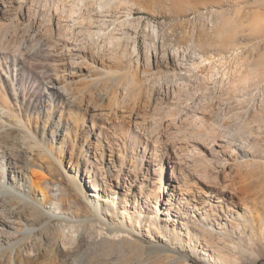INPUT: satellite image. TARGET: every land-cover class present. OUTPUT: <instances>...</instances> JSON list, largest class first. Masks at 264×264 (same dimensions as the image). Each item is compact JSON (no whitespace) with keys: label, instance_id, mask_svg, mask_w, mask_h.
Segmentation results:
<instances>
[{"label":"bare ground","instance_id":"bare-ground-1","mask_svg":"<svg viewBox=\"0 0 264 264\" xmlns=\"http://www.w3.org/2000/svg\"><path fill=\"white\" fill-rule=\"evenodd\" d=\"M85 1L87 0H75L69 8L62 3L63 9L61 8L60 14H69V19L66 17L68 15L62 17L67 18V21L77 22L78 19L74 16L77 12L80 13L81 9L77 11L76 7L86 5ZM92 1L88 0L90 4L95 5L96 11L87 14L86 17L84 14L78 15L83 20L79 19L77 23L81 21L80 24L85 22L87 25L83 27V24V26L78 24L82 27L76 31L75 28L70 27L71 23L64 24L60 14H49V12H47L48 16L44 14V18L40 20L44 21L38 20L43 26L46 25L45 29L41 30L36 26L38 22L33 17L29 0H0V264H112L114 259L126 260L128 252L123 244L135 241L132 237L135 226H131L128 222H140L142 209L135 207L131 212L129 207L124 205L123 209L119 210L111 176L119 180L122 167L118 171L111 169L110 158L106 163L109 171L107 174L106 170L99 169L96 163L89 161V158L84 157L82 160L81 157H76L73 152L75 146H79V155L84 156L85 149L88 152L91 148V138L95 136L94 159L103 158V150L98 147L103 143V124H96L97 116L109 119L117 113L116 109L119 107L117 105L130 103L129 106L125 104L130 109L129 116L136 117L140 112L134 109L140 102L144 104L141 97L143 92L146 97V91L147 93L149 91L150 100L160 99L162 104L165 102L168 107L174 106L175 101L172 100L176 99L177 91L175 80L183 78L182 71L191 72L195 68L197 58L200 59L198 66L201 63L204 65L212 63L211 59L209 61L210 57L196 50L192 52L195 54L192 58L191 56L186 58L183 54L181 55L183 59L179 61V50L175 47L168 48L164 38L162 45L157 46L156 38L159 37V33L154 28L151 34H147L152 41L145 40V60L140 62L138 59V68L140 64L144 65L141 70L142 75L134 74L129 66L127 68L129 63L126 64L125 59L129 56L132 58L138 52L136 39L125 30V22L117 17L109 18L106 12L107 7L113 3L126 4L129 1ZM57 9V12H60V8ZM115 23L122 28L113 26ZM40 24L38 26H41ZM87 36L91 40L90 45H93L91 47H88L89 44L86 45V40L89 39ZM130 39L134 41V46L129 55L127 47L130 46H128ZM33 40L35 44L31 43ZM40 43L42 45H39ZM94 43H97L95 44L97 46ZM37 51H43L47 56L45 58L47 68L43 69L42 76L37 74L41 78L36 76L42 90L21 89L25 77L30 79L34 76V69L26 66V63ZM160 53H163L161 58ZM238 56L237 49L232 59L236 60ZM223 58L224 56H221L220 59ZM188 59H193L189 65L186 62ZM153 66L164 67L166 78L156 77ZM248 74L250 73L245 74V70L242 69L234 70V81L241 82L242 90L247 88ZM169 86L172 87L174 96L169 95V90H165L164 94L163 89ZM256 97L252 95L244 98L247 105L242 110L243 115L237 112L230 116L235 125L233 129L227 128L229 130L225 135L222 133V136L214 135L213 142L220 147L219 153H212L211 157L196 158V162L202 165L201 168L206 170L213 167V170L219 172L221 170L219 167L225 166L231 155L235 157V162L247 166L260 162L255 155L254 147L264 140V128L258 125L260 120L264 121V91L260 96L262 108L253 112L249 104ZM239 101L242 103V99ZM172 111L170 112L169 109L167 114L173 115ZM86 113L92 117V124L86 127L84 138L81 139L78 130L85 124ZM137 120L138 118L135 119L134 129L141 127L142 123ZM156 134L149 136L155 143L161 138L159 133ZM66 162L68 166L65 167ZM154 164L157 165L160 182L154 189L156 215L152 216V219L158 221L159 213L164 212L159 206L163 193H166L163 203L165 209H168L165 213L169 214V217L175 204L185 206L188 201L195 212L199 211L197 215L200 222H203L200 231L204 236V240L190 236L188 244L208 251L212 250L208 260L215 259L222 263L226 255L219 243L225 238L224 232L228 233L223 231L227 222L220 220L216 222L217 226L215 223L210 224L208 215L211 209L206 207L204 209L199 205L217 206L222 199V202L226 200L227 194L218 191L217 194L221 196L213 200L207 195L204 198L193 195L194 198L189 199L186 197L189 192L188 173L180 167L179 171H184L181 173L183 185L179 183L173 185L164 179L165 164L163 162ZM60 169L66 174L69 185L85 199L91 218L83 219L77 214L63 212L61 202L54 196L60 191H65L66 187L52 184L51 177H48ZM202 174H208V170ZM203 178L206 180V176ZM205 180L202 179L204 182ZM88 186L91 188V193L87 195ZM60 200L65 198L61 197ZM230 202L234 203L232 196ZM232 205L234 204L227 206L229 211L234 209ZM113 213H118L120 217L118 222L114 221L115 218L108 217ZM230 221L234 228H239V224L232 218ZM166 224L158 231V236L165 240V243L153 244L155 248L148 253L150 258L155 253L175 252L166 241L170 242L171 236L177 239L180 235L176 229L172 232ZM172 224L175 222L172 221ZM251 237L255 245L258 241L262 243L264 228L260 233L256 230L255 234L252 232ZM245 251H250L252 255L260 253L256 248H245L243 252ZM97 255L101 257L96 259ZM106 257L112 258L113 261H105ZM137 258H139L137 260L142 259L141 255ZM175 258L188 260L183 254H176L170 259ZM128 259L130 261V258Z\"/></svg>","mask_w":264,"mask_h":264},{"label":"rangeland","instance_id":"rangeland-1","mask_svg":"<svg viewBox=\"0 0 264 264\" xmlns=\"http://www.w3.org/2000/svg\"><path fill=\"white\" fill-rule=\"evenodd\" d=\"M29 1V6H32L33 17L38 22L37 28L40 27L41 30H44L46 25L43 26L39 23L41 18H44V14L48 16L47 12H49V14L57 13L59 15L63 6L69 8L75 0ZM127 1L129 2H126V4L118 2H116V5L111 4L107 7L106 12L109 14V18L115 19L117 17L125 22V30L129 31L132 34L131 37L136 39L139 53L136 52L132 58L129 56L125 59V62L127 60L126 64L129 63L127 68L129 66L134 74L142 75L141 70H143L144 65L140 64L138 68V59L140 62L145 60V40L152 41L150 35L147 34H151L154 28L159 33V37L156 38L157 46L162 45L164 38V43L168 48L175 47L179 50V61L183 59V56L181 57L183 54L186 58H190V56L192 58L195 55L192 52L196 50L206 57H210L209 61L211 59L212 63L206 65L201 63L198 66L200 59L197 58L195 59V68L191 72L185 73V71H182L183 78H176V99L172 100L175 101V108L174 106L168 107L165 102L162 104L160 99L150 100L149 91L148 93L146 91V97H148H145L144 92L142 94L143 98L141 97L144 104L142 105L140 102L139 106L134 109L136 112H140L136 117L129 116L130 109L127 106L130 103H124V105H127L125 107L123 103L117 105L119 106L116 109L117 113H114L115 115L113 114L109 119L104 116H97L95 119L96 124H103V143L102 146H98L100 150H103V158H98V155V160L94 159L96 152L95 136L91 138V148L88 152L85 149L84 156L79 155V146H75L73 152L76 157H81L82 160L84 157L89 158V161L96 163L99 169L106 170L107 174L109 171L106 163L110 158L112 159L111 163L109 162L111 169H117L118 171L122 167L123 171L119 175V180L115 179V176H111L119 210H122L126 205L131 212L135 210V207L142 209L143 212L140 222H128L131 226H135L132 235L135 241L123 244L124 249L128 252V256L125 257L126 260L123 258L122 260L116 261L114 259L113 261L112 258L106 257L105 261H113L112 264H225L226 262L227 264H264V239L262 243L258 241L255 245L252 241L253 237H251L252 232L255 234L256 230L260 233L264 228V140L254 147L255 155L260 159V162L253 166L250 165L251 167L235 162L233 155L229 157L225 166L219 167L221 169L219 172L213 170V167L205 170L201 168L200 163L196 162V158L199 156L211 157L212 153H219L220 147L213 142L214 135L221 134L222 136V133L225 135L226 131L229 130L227 128H234L235 125H233L230 116L237 112L243 115L242 110L247 105L244 98L252 97V95L257 96L249 106L253 112L258 108H262L260 96L264 91V0ZM85 2L89 5L86 3L87 6H77V11L79 8L81 10L79 9L80 13L77 12L76 16L84 14L86 17L87 14L96 11L94 4H90L88 0ZM90 2L93 1L90 0ZM56 6L60 8V12H57ZM59 16L70 18L69 14L66 13ZM76 16L74 18L83 20L81 16ZM63 17L61 20L65 22L64 24L71 23L70 27L72 26L76 31L83 25V27L87 25L85 22V24H80L81 21L77 23L78 20L77 22L67 21V18L64 19ZM126 23H128V27ZM39 24L41 26H38ZM78 24L83 25L78 26ZM113 26L122 28L118 23ZM113 26L111 25V27ZM55 29L57 30V26H55ZM65 31L67 30L65 29ZM87 38L89 37L87 36ZM34 42L35 40L31 43ZM86 42V45H90V38ZM89 45L88 47L93 46ZM128 46L127 53L130 55V52L133 51L134 41L130 39ZM237 49L239 56L236 60H233L234 51ZM162 54H159L160 58ZM33 56L30 59L31 61L29 60L26 63V66L34 69V76L32 77H35V79L32 77L27 79L25 75L21 89L33 88L41 91L42 87L36 76H42L44 68H47L45 65L47 64V59H45L47 56L44 55L43 51H37ZM221 56H224V58L220 59ZM192 60L188 59L186 61L188 65ZM235 69L245 70V74L250 73L248 74L247 88L244 90L241 89V82L237 81L238 83H236L234 81ZM153 71H155L156 77L166 78L164 67L153 66ZM163 90L164 94L165 90H169V95L174 96L172 87H165ZM239 99H242V103ZM169 109L170 112L174 113L173 115L167 114ZM91 118L86 113L85 124L78 130L81 139L84 138L86 127L92 124ZM136 118H138L137 121L142 123H140L141 127L139 129H134ZM258 125L264 128V121L260 120ZM155 132L161 135L160 141L157 143L149 138L150 134H156ZM256 133L259 134L258 131ZM104 148L107 149L104 150ZM156 162L157 164L160 162L165 164L164 179L167 183L183 185L181 173H184V171L188 173L189 182L187 186L189 192L186 197L189 199L194 198L193 195L198 198H204L207 195L213 200L221 196L217 194L218 191L227 194L226 200L222 202V199L217 206L199 205L204 209L205 207L211 209L208 215L210 224L215 223V226H217V221L227 222L223 227V231L225 230L228 233L224 232L225 238L219 243L220 248L226 255L222 263L215 259L208 260L212 250L208 251L202 247H194L188 244V237L190 236L204 240V236L201 235L200 231L203 222H200L197 215L199 211L195 212L196 210L194 211L191 208L192 206L189 205L188 201H186L185 206L175 204L169 217V214L165 213L168 209H165L163 203L164 195H166V193H163L159 206L162 208L161 211L164 212L159 213L158 221L152 219V216L156 215L154 203L156 192L154 189L157 188L158 182H160L156 170L157 165L154 164ZM66 165L68 166L67 162L65 167ZM180 167L184 171H179ZM68 169L70 171L69 167ZM207 170L208 174L203 175L202 173L207 172ZM205 176L206 180L203 178ZM48 177H51L50 182L52 184H61V186L66 187L65 191H60L57 196H54L61 202L63 212L77 214L83 219L92 217L89 206L84 201L85 199L69 185L67 176L62 169L56 170L53 175L50 174ZM87 178L86 176L85 179L87 180ZM88 187L86 189L87 195L91 193V188ZM231 196L234 203L230 202ZM61 197L65 200H60ZM229 204H234L232 205L234 207L232 211L227 209ZM108 217L110 219L115 218V222L120 219L118 213H113L112 216ZM231 218L239 224L238 229L231 225ZM172 221L175 224H172ZM165 223H167L168 228H171L172 232L176 229L180 235L177 239L171 236V241H166L175 252L171 254L155 253L150 258L148 253L155 248L153 244L165 243V240L158 236L159 229H163ZM98 224L101 225L99 222ZM216 240L219 239L216 238ZM245 248H256L260 253L252 255L250 251L243 252ZM176 254H183L188 260L184 258L171 260L170 258H173ZM139 255L142 257L141 260H137ZM99 256L97 255L96 259ZM128 258L131 262L128 261Z\"/></svg>","mask_w":264,"mask_h":264}]
</instances>
